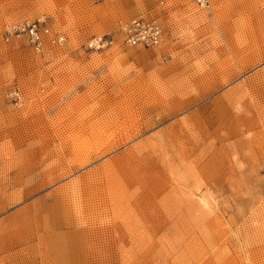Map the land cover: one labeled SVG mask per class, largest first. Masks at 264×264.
<instances>
[{
    "label": "rangeland",
    "instance_id": "1",
    "mask_svg": "<svg viewBox=\"0 0 264 264\" xmlns=\"http://www.w3.org/2000/svg\"><path fill=\"white\" fill-rule=\"evenodd\" d=\"M0 264H264V0H0Z\"/></svg>",
    "mask_w": 264,
    "mask_h": 264
},
{
    "label": "built area",
    "instance_id": "2",
    "mask_svg": "<svg viewBox=\"0 0 264 264\" xmlns=\"http://www.w3.org/2000/svg\"><path fill=\"white\" fill-rule=\"evenodd\" d=\"M204 1V0H201ZM25 33L34 49L42 52L48 44L60 45L65 42V36L55 33L42 19L29 22L16 29ZM120 31L123 43L130 46L152 47L159 45L164 37L165 28L159 19L150 14L132 18L122 24ZM114 43L113 39L98 38L89 43L91 48H104Z\"/></svg>",
    "mask_w": 264,
    "mask_h": 264
},
{
    "label": "bare ground",
    "instance_id": "3",
    "mask_svg": "<svg viewBox=\"0 0 264 264\" xmlns=\"http://www.w3.org/2000/svg\"><path fill=\"white\" fill-rule=\"evenodd\" d=\"M253 120V119H252ZM245 125H246V123H245ZM248 127V126H247ZM250 127V126H249ZM86 141V140H85ZM86 144V143H85ZM78 146V145H77ZM92 146V145H91ZM85 147H86V145H85ZM80 148V147H79ZM93 149V148H92ZM87 150V149H86ZM83 151V150H82ZM90 151V150H89ZM89 151H87V152H89ZM86 152V153H87ZM83 153V152H82ZM91 154H93V153H91ZM89 155V156H88ZM88 155H84L85 156V158L84 159H86L85 161H87L89 158H90V154H88ZM97 155V154H96ZM83 156V155H82ZM91 156H93V155H91ZM99 156V155H98ZM79 157V156H78ZM78 157H77V160H78ZM90 159H93L92 157L90 158ZM82 160V159H81ZM80 160V161H81ZM85 163V162H84Z\"/></svg>",
    "mask_w": 264,
    "mask_h": 264
}]
</instances>
